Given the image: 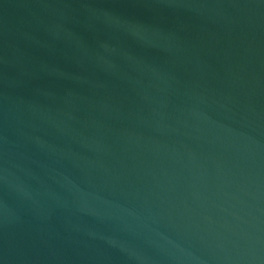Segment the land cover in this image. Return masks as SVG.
<instances>
[{"label": "water", "instance_id": "obj_1", "mask_svg": "<svg viewBox=\"0 0 264 264\" xmlns=\"http://www.w3.org/2000/svg\"><path fill=\"white\" fill-rule=\"evenodd\" d=\"M0 264H264V0H0Z\"/></svg>", "mask_w": 264, "mask_h": 264}]
</instances>
